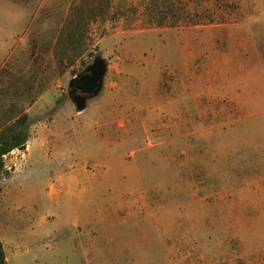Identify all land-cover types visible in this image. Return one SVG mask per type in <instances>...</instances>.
Masks as SVG:
<instances>
[{
  "label": "rangeland",
  "instance_id": "374dc122",
  "mask_svg": "<svg viewBox=\"0 0 264 264\" xmlns=\"http://www.w3.org/2000/svg\"><path fill=\"white\" fill-rule=\"evenodd\" d=\"M168 1L0 0L4 264H264V0Z\"/></svg>",
  "mask_w": 264,
  "mask_h": 264
},
{
  "label": "trees",
  "instance_id": "16d2710c",
  "mask_svg": "<svg viewBox=\"0 0 264 264\" xmlns=\"http://www.w3.org/2000/svg\"><path fill=\"white\" fill-rule=\"evenodd\" d=\"M151 2V9L154 8V13L157 14L159 9L163 6L168 10L172 16L176 13H180V7L168 0H148ZM178 16V15H177ZM164 18H167L166 15ZM72 41V39H69ZM29 117L27 113L20 114L14 121L9 123L3 129L0 130V171L4 167V155L8 154L14 149H24L28 140V127ZM5 254L3 250V244L0 241V264H4ZM244 264V263H238Z\"/></svg>",
  "mask_w": 264,
  "mask_h": 264
},
{
  "label": "water",
  "instance_id": "95a60500",
  "mask_svg": "<svg viewBox=\"0 0 264 264\" xmlns=\"http://www.w3.org/2000/svg\"><path fill=\"white\" fill-rule=\"evenodd\" d=\"M106 72V60L102 55H95L92 61L70 80L69 86H72L75 81L76 88L82 93L72 95V91H68V96L74 104L76 111H83L89 100L100 95L104 86Z\"/></svg>",
  "mask_w": 264,
  "mask_h": 264
},
{
  "label": "flooded vegetation",
  "instance_id": "af4514ba",
  "mask_svg": "<svg viewBox=\"0 0 264 264\" xmlns=\"http://www.w3.org/2000/svg\"><path fill=\"white\" fill-rule=\"evenodd\" d=\"M68 91H72V95L82 94L81 91L76 88V82L75 81L73 82L72 86H69V84H68Z\"/></svg>",
  "mask_w": 264,
  "mask_h": 264
},
{
  "label": "crops",
  "instance_id": "0c3cea01",
  "mask_svg": "<svg viewBox=\"0 0 264 264\" xmlns=\"http://www.w3.org/2000/svg\"><path fill=\"white\" fill-rule=\"evenodd\" d=\"M18 150V149H16ZM19 151V150H18ZM14 151L12 150L11 152H9L8 154L4 155V158L7 156V155H10L11 153H13Z\"/></svg>",
  "mask_w": 264,
  "mask_h": 264
}]
</instances>
